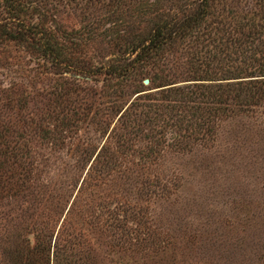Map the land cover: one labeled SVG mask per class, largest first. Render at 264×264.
<instances>
[{
	"label": "rangeland",
	"instance_id": "374dc122",
	"mask_svg": "<svg viewBox=\"0 0 264 264\" xmlns=\"http://www.w3.org/2000/svg\"><path fill=\"white\" fill-rule=\"evenodd\" d=\"M53 4L54 22L78 32L75 56L87 61L84 70L53 73L29 51L0 44V130L9 131L13 142L24 140L40 176L37 184L46 190L39 204H24V212L0 206V244L40 221L55 225L54 236L75 203L68 218L74 222L63 227V263L264 264L263 110L220 122L214 139L200 133L170 140L169 125L181 127L182 116L162 117L156 129L162 138H148L143 130L135 136L131 119L140 115V105L157 104L162 88L154 87L193 83L185 81L183 59L165 55L158 63L165 71L155 72L167 76L152 84L146 77L154 71L150 67L105 80L98 67L119 61L115 45L130 38L112 31L132 36L137 24L148 26L146 8L126 0L114 18L80 0ZM122 113L128 129L117 121ZM182 124L195 132L194 123ZM98 233L107 238L98 243ZM104 251H112L111 262L101 259Z\"/></svg>",
	"mask_w": 264,
	"mask_h": 264
},
{
	"label": "trees",
	"instance_id": "16d2710c",
	"mask_svg": "<svg viewBox=\"0 0 264 264\" xmlns=\"http://www.w3.org/2000/svg\"><path fill=\"white\" fill-rule=\"evenodd\" d=\"M55 1L60 3L62 0H0V44H11L29 51L40 60L42 66L48 67L53 73L84 70L83 64L87 60L75 56L78 44L73 38L78 32L63 31L62 26L54 22ZM125 1L80 0L85 8L94 10L99 7L110 12V16L114 18L124 12ZM135 2L137 6L146 8L148 26L141 29L137 24L132 36L122 29V33L121 30L112 31L119 37L130 38L115 45L120 53L119 61H111L106 66L98 67L105 80L124 78L129 68L136 73L139 68L150 67L154 71L147 73L146 77L152 84L167 76L159 77L158 72H155L156 68L165 71L158 63L163 61L165 55H174L178 59L182 58L186 65L189 79L185 81L193 82L183 88L167 87L177 82L154 87L162 88L157 90V104L152 102L140 105V115L131 119L135 136L141 135V130L148 138H151L149 134L153 137L165 136L163 132L156 130L162 126V117H176L179 120L182 116V123L185 121L190 126L195 124L193 134L192 128H185L182 123L183 127L176 129V124H170L167 131L170 140L178 139L183 134L188 139L200 133L203 138L206 136L214 139L220 122L235 116L248 117L258 109L263 110L261 114L264 118V0H243V5L241 0ZM160 3H166V10H159ZM127 53H130V59L123 58ZM78 58L83 61L77 62ZM173 69L174 67L169 70ZM117 82H109L108 86L114 89ZM141 91L144 90H138ZM184 113L189 115L183 116ZM63 114L65 116L62 120L67 125V111ZM126 117L122 113L117 121L128 129L124 121ZM9 137L10 132L2 128L0 206H11L21 213L24 212V204L30 203V208L42 200L46 190L37 184L40 176L33 167L24 140L17 137L13 142L7 139ZM152 150L154 157L159 155L156 150ZM74 204H70L67 215L65 214L54 236L55 225L49 222V226L40 221L38 227H34L31 232L16 234L3 241L0 244V264H67L63 263L66 261L65 245H62L66 236L63 227L66 223L74 222L68 221ZM29 208L25 210L28 211ZM79 226H86V223ZM84 231L88 233L90 229L85 227ZM101 235L103 234L98 233L96 236L98 243L100 238H107ZM110 254L112 251H104L100 257L111 262L113 254ZM114 261L119 264L118 260ZM91 263L96 264L95 260Z\"/></svg>",
	"mask_w": 264,
	"mask_h": 264
},
{
	"label": "water",
	"instance_id": "95a60500",
	"mask_svg": "<svg viewBox=\"0 0 264 264\" xmlns=\"http://www.w3.org/2000/svg\"><path fill=\"white\" fill-rule=\"evenodd\" d=\"M143 84L146 85V84H147V80H144V81H143Z\"/></svg>",
	"mask_w": 264,
	"mask_h": 264
}]
</instances>
